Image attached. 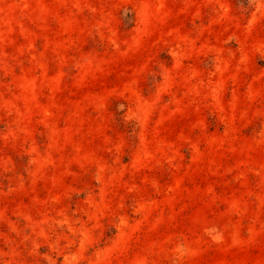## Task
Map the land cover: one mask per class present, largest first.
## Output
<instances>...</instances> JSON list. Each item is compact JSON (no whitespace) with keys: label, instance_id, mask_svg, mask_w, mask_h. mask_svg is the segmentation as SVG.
I'll use <instances>...</instances> for the list:
<instances>
[{"label":"rangeland","instance_id":"1","mask_svg":"<svg viewBox=\"0 0 264 264\" xmlns=\"http://www.w3.org/2000/svg\"><path fill=\"white\" fill-rule=\"evenodd\" d=\"M0 264H264V0H0Z\"/></svg>","mask_w":264,"mask_h":264},{"label":"trees","instance_id":"2","mask_svg":"<svg viewBox=\"0 0 264 264\" xmlns=\"http://www.w3.org/2000/svg\"><path fill=\"white\" fill-rule=\"evenodd\" d=\"M125 21L128 23L129 22V24H130V22H132L133 21V16H127L126 17V19H125Z\"/></svg>","mask_w":264,"mask_h":264}]
</instances>
